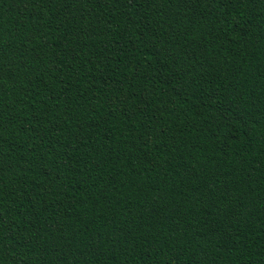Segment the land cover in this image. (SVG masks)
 <instances>
[{
    "label": "trees",
    "instance_id": "trees-1",
    "mask_svg": "<svg viewBox=\"0 0 264 264\" xmlns=\"http://www.w3.org/2000/svg\"><path fill=\"white\" fill-rule=\"evenodd\" d=\"M0 264H264V0H0Z\"/></svg>",
    "mask_w": 264,
    "mask_h": 264
}]
</instances>
